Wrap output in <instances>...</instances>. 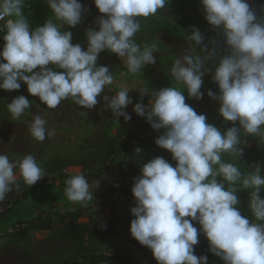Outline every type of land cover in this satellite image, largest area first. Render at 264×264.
I'll return each instance as SVG.
<instances>
[{
    "label": "clouds",
    "instance_id": "obj_1",
    "mask_svg": "<svg viewBox=\"0 0 264 264\" xmlns=\"http://www.w3.org/2000/svg\"><path fill=\"white\" fill-rule=\"evenodd\" d=\"M167 2L94 0L103 15L95 22L98 27L86 31L85 50L72 43L71 31L63 30L65 25L74 28L82 22L87 8L80 0H45L55 21L48 19L34 29L23 12L26 0H0L4 41L0 90L18 91L24 84L28 93L48 109L71 97L75 104L92 110L102 98L104 109L111 111L115 122L121 117L126 122L131 120L126 109L133 104L130 92L138 90L139 102L133 111L154 130H163L155 144L170 152L176 163L173 166L165 158L156 157L140 167L131 189L135 198L131 236L152 251L158 264H208L207 255H195L200 234L223 264H264V198L260 196L264 164L256 163L242 173L236 164L222 159L223 153L241 158L247 143L242 136L258 137L264 144V20L257 22L247 0H200L205 20L222 31L228 50L212 75L219 94L207 91L208 97L219 103V115L233 124L221 132L207 122L205 114H198L186 103L180 87L149 93L146 87H139L142 81L123 79L156 63L157 43L141 47L135 39L141 30L138 18L156 15ZM204 39L194 27L188 36L190 48L171 67L176 85H183L188 96L196 100L203 99V77L211 71L205 69L211 54L195 51ZM105 51L123 62L126 72L120 73L121 79L109 67L97 65ZM206 51L204 45L200 52ZM145 96L151 97L147 106L143 103ZM30 107L24 95L7 104L13 119H20ZM47 123L43 116L34 115L31 136L42 142L54 135ZM141 151L136 149L137 153ZM17 169L26 185L33 186L45 176L33 155L12 161L0 153V201L14 186L19 187ZM98 188V180L89 183L83 173H75L65 181L64 194L68 201L86 206L93 200V189ZM241 190H252L250 207L255 222L242 216L237 207Z\"/></svg>",
    "mask_w": 264,
    "mask_h": 264
},
{
    "label": "rangeland",
    "instance_id": "obj_2",
    "mask_svg": "<svg viewBox=\"0 0 264 264\" xmlns=\"http://www.w3.org/2000/svg\"><path fill=\"white\" fill-rule=\"evenodd\" d=\"M80 2L87 8V12L82 16V22L74 28L65 25L64 30L72 32L73 44H80L86 50L88 43L86 31L89 27H98L95 22L103 14L99 13L95 7L94 0H80ZM23 12L33 29L41 26L48 19L55 21V17L45 3V0H26ZM138 19L141 23V30L136 34L135 39L141 47L146 43H157L158 51L154 53L156 63L141 69L135 76L129 75L123 79L129 81L140 80L142 83L139 87H146V82L149 81L156 84L159 90L169 86L180 87L185 91L186 103L193 107L198 114H205L207 122L219 129L221 123L225 120L219 115V103L208 97L207 91L210 89L214 93L219 94L218 85L213 82L212 75H214L220 58L226 54L217 51H210L206 54L200 53L197 51V48L203 45L196 46V54L204 56L211 54L210 59L205 61V69L211 71L203 77L204 83L202 84L201 91L204 92V97L202 100L189 97L183 85H176L174 78L171 76V67L175 60L190 48L188 36L191 34L192 29L194 27L198 28L204 37L208 31L202 7L196 3H192L185 11H182L176 0H168L165 8L158 10L156 15ZM97 65L109 67L110 71L118 79H121V72H126L123 62L115 54L108 51L100 54ZM55 70L61 71L60 69ZM105 94L113 95L114 93L106 91ZM19 95H24L31 102V107L25 111L20 119H13L7 109V104ZM130 95L132 98H137L139 91H132ZM98 99H100V103L92 110L75 104L71 97L62 101L57 108L48 109L46 105L39 101L38 97H33L28 93L27 86L24 84L18 91L6 92L0 90V153L6 154L12 161L22 159L24 156L31 154L44 170V163L50 159L62 157L80 158L88 151V148L85 146L87 138L101 140L104 136H108L117 139L118 144H122V139L117 137V132L128 127H133L142 120H146L133 111L135 104H132L126 109L132 117L131 120L126 122L121 117L118 122H115L111 111L104 109L103 99ZM147 104L148 102L144 103L145 106ZM37 114L47 120L49 130H54V135L46 137L42 142L33 138L29 132L33 116ZM253 139L259 138L253 137ZM248 144L251 145V142ZM158 152L168 151L159 148L156 152H145L144 156L146 159L151 160L156 158ZM225 157L226 155L223 153L222 159ZM98 170L99 166L94 165L92 171L98 172ZM16 171L17 179H22L19 176V170L17 169ZM65 173L66 175H72L83 172L81 167H68ZM42 179L48 180V183L41 187L30 200L32 207L35 209L34 212L39 210L65 211L77 208L83 204L67 200L64 194V187L61 186V184H65V181L68 179L67 177L59 178L58 176H50L45 173ZM51 181L54 182L55 186L49 185ZM118 183L119 175L117 166H115L110 172L105 174L103 184L99 183V188L93 189V199H98L103 185L106 187L108 184ZM29 186L25 185L21 189L22 192ZM13 199L15 203L21 201L22 194L20 193L18 196L12 197ZM105 201H111L119 214L132 215L131 208L135 206L134 196L125 195L121 191H115L107 200H101L98 203L91 202V208L84 212L80 221L87 222L90 217L96 216L99 212L102 215H107L111 205ZM3 203L4 200L0 201V212L5 208ZM253 222H255V218ZM130 224L131 221L121 224L118 234L110 237L108 242L120 245H138L142 253L141 264H158L152 251L140 245L131 236ZM194 226L199 230L200 226L198 224L194 223ZM7 229H9V226H5L2 232ZM52 234L53 231L34 232L28 240L20 243L0 238L3 241L0 242V264H53L55 262L59 263L65 258H71L74 252L70 248V240L51 238ZM198 239L209 249V241L203 234H200ZM212 257L213 264H223V261L219 257L213 254Z\"/></svg>",
    "mask_w": 264,
    "mask_h": 264
},
{
    "label": "trees",
    "instance_id": "obj_3",
    "mask_svg": "<svg viewBox=\"0 0 264 264\" xmlns=\"http://www.w3.org/2000/svg\"><path fill=\"white\" fill-rule=\"evenodd\" d=\"M176 1L182 11H185L192 3L201 6L200 0ZM247 2L256 13L257 22L264 20V0H247ZM207 25L208 31L205 35L204 44L202 47L197 48V51L200 52L204 45H207V51L203 52L204 54L213 50L228 54L222 31L214 29L208 23ZM2 38L3 33H0V50H2L4 45ZM21 87H23V84ZM146 88L149 93L153 90H159L156 84L149 81L146 82ZM150 98V96H145L143 103L148 102ZM137 102H139V96L133 98V104ZM232 126L231 122L223 121L219 129L221 132H224ZM236 126H238V123ZM162 132L163 130L160 132L154 130L146 120H142L133 127H128L117 132V137L122 139V144H118L117 139L108 136H104L101 140L87 138L85 146L88 148V151L80 158L62 157L46 161L43 167L47 175L70 178L71 175H66L65 170L68 167H81L89 183L98 180L102 184L105 174L117 166L119 183L108 184L106 187L103 185L98 199L89 201L86 206L82 204L77 208L65 211L41 210L33 217L11 220L8 216L16 205L33 197L41 187L48 183V180L41 179L23 192V198L17 202L18 204L15 203L0 213V222L4 225V227L0 226V230L5 228L6 224L10 226L9 230L4 231L3 237L20 243L28 240L34 232L46 230L53 231L51 238L69 239L71 243L70 248L74 252L73 256L53 264H141L142 253L140 246L120 245L108 242L110 237L118 234L121 224L134 219L132 215L119 214L111 201H105L111 205L107 215H102L99 212L96 216L90 217L87 222L80 221V218L86 210L91 208V202L98 203L101 200H107L115 191H121L125 195H133L131 189L134 179L140 175L142 164L149 161L145 158L144 154L147 151L156 152L159 149L155 144V140ZM242 140H246L247 143L243 146L244 152L241 158L230 153H225L226 157L223 160L236 164L240 167L242 173H245L247 168L254 166L256 163L264 164V144H261L259 139H253L252 136H242ZM249 142H251V145L248 144ZM137 148L142 149V151L137 153ZM156 157H163L175 166L176 162L172 159L170 152H158ZM94 165L99 166L98 172L92 171ZM262 175H264V169H262ZM217 179L220 180L221 178L218 177ZM17 183L19 187L14 186L13 190L8 194H14L26 185L22 179H17ZM49 185L55 186L52 181L49 182ZM61 186L65 188V184H61ZM225 186L226 188L228 187L227 183ZM251 191L241 190L238 193L239 204L237 207L242 216L247 217L253 222L254 217L250 207ZM260 196L264 198V189H261ZM54 217L56 218L54 219ZM194 249L195 255L198 257L207 255L208 264H213L212 254L203 242L199 240Z\"/></svg>",
    "mask_w": 264,
    "mask_h": 264
},
{
    "label": "crops",
    "instance_id": "obj_4",
    "mask_svg": "<svg viewBox=\"0 0 264 264\" xmlns=\"http://www.w3.org/2000/svg\"><path fill=\"white\" fill-rule=\"evenodd\" d=\"M73 168V167H72ZM32 198V197H31ZM31 198H29L28 200H26V201H24V202H22V203H20L19 205H17L11 212H10V214H9V218L11 219V220H15V219H19V218H30V217H33V216H35L37 213H39L41 210H39V211H36V212H34V207H32V205H31V202H30V200H31ZM34 213H36V214H34ZM0 226H2V227H4V225H3V223H1L0 222ZM9 226V224H6V227H8ZM10 227V226H9ZM4 229V228H3ZM3 229L2 230H0V232H2L3 231ZM9 230V229H8ZM44 231H46V230H44ZM43 231V232H44ZM3 233L4 232H2V233H0L1 235H0V238L3 240H8V238H5V237H3ZM2 240H0V242H3ZM67 240H69V239H67Z\"/></svg>",
    "mask_w": 264,
    "mask_h": 264
},
{
    "label": "built area",
    "instance_id": "obj_5",
    "mask_svg": "<svg viewBox=\"0 0 264 264\" xmlns=\"http://www.w3.org/2000/svg\"><path fill=\"white\" fill-rule=\"evenodd\" d=\"M21 189L17 190L14 194H8L6 196V198L4 199V203H3L5 205V208L2 209V211L0 213L4 212L7 208H10L13 204H15V201H14V199L12 200V197L14 198L15 196H18L20 193L23 194ZM22 198H23V196H22Z\"/></svg>",
    "mask_w": 264,
    "mask_h": 264
}]
</instances>
